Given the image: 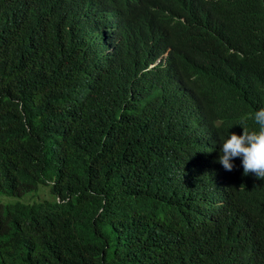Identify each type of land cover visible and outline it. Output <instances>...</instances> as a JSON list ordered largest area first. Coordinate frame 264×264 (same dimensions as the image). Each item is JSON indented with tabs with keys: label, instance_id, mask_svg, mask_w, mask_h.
I'll return each instance as SVG.
<instances>
[{
	"label": "trees",
	"instance_id": "trees-1",
	"mask_svg": "<svg viewBox=\"0 0 264 264\" xmlns=\"http://www.w3.org/2000/svg\"><path fill=\"white\" fill-rule=\"evenodd\" d=\"M125 1L111 47L84 24L95 0H0V193L51 195L0 204V264H264V179L218 162L206 109L253 124L264 0ZM226 33L244 52L198 78L192 46Z\"/></svg>",
	"mask_w": 264,
	"mask_h": 264
},
{
	"label": "clouds",
	"instance_id": "clouds-1",
	"mask_svg": "<svg viewBox=\"0 0 264 264\" xmlns=\"http://www.w3.org/2000/svg\"><path fill=\"white\" fill-rule=\"evenodd\" d=\"M91 4L92 6L83 12L84 24L87 27L88 34L97 43H106L112 33L122 32L121 14L126 1L95 0ZM179 13L181 11L176 4L170 11V20L174 22V17ZM108 45L112 47L111 42H108ZM167 51L166 49L153 60L142 62L139 67L145 65L143 69L146 70L155 66L165 59ZM192 52L200 55V61L196 66L200 72L198 78L221 79L222 75L230 70V57L237 52H244V50L235 35L226 33L218 40L203 38L192 46ZM214 61L216 62V71L210 72L209 70V73H206V70L208 71V67ZM182 74L187 81L196 77L195 73L187 74L186 71ZM208 101L209 107L206 109L210 111L211 117L214 116V111H219L214 119L220 142L218 162L226 171H232L235 167L234 159L240 158L242 160L243 175L254 174L257 178L264 179V103L259 104L252 111L250 106L245 110L249 113L243 117L249 116L253 124L243 123L230 128L224 123V114L230 109V101L216 103L210 98H208ZM249 177L253 178L252 180L256 179L252 175ZM262 189H264V184L257 182L256 191ZM218 198L222 201L221 197Z\"/></svg>",
	"mask_w": 264,
	"mask_h": 264
},
{
	"label": "rangeland",
	"instance_id": "rangeland-1",
	"mask_svg": "<svg viewBox=\"0 0 264 264\" xmlns=\"http://www.w3.org/2000/svg\"><path fill=\"white\" fill-rule=\"evenodd\" d=\"M42 196L43 198H51V195L48 190V186L41 185L38 189H33L31 191H28L25 193L21 198L20 197H14L5 193H0V204H6L8 202H13L16 199H22L25 201H31L33 199L38 200V196Z\"/></svg>",
	"mask_w": 264,
	"mask_h": 264
}]
</instances>
